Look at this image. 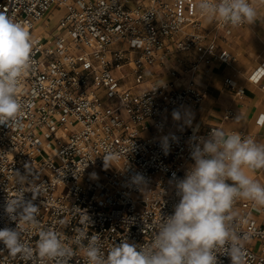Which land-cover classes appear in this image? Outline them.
<instances>
[{"label":"built area","instance_id":"1","mask_svg":"<svg viewBox=\"0 0 264 264\" xmlns=\"http://www.w3.org/2000/svg\"><path fill=\"white\" fill-rule=\"evenodd\" d=\"M197 3L0 0V15L34 41L18 83L21 110L0 124V229L16 228L31 254L13 255L0 243V264H88L85 235L98 237L99 264L123 242L150 250L179 202L175 183L194 163L192 146L217 129L185 121L186 110L206 97L194 77L232 59L223 45L234 28L203 17ZM250 79L264 92V73ZM225 84L234 89L231 79ZM173 110L183 119L174 120ZM235 116L233 109L224 113L226 120ZM108 153L114 155L105 165ZM136 173L144 186L131 183ZM7 200L17 201L15 221ZM28 203L37 206L36 223L22 218ZM232 213L243 264H264V207L237 199ZM86 214L92 223L82 222ZM41 231H54L68 253L39 257ZM217 260L231 264L219 252Z\"/></svg>","mask_w":264,"mask_h":264},{"label":"clouds","instance_id":"2","mask_svg":"<svg viewBox=\"0 0 264 264\" xmlns=\"http://www.w3.org/2000/svg\"><path fill=\"white\" fill-rule=\"evenodd\" d=\"M200 14L208 20H217L233 28L256 21L257 8L250 0H198ZM34 41L29 31L20 23H13L0 15V124L16 120L21 110L17 99L20 77L30 66ZM174 120H181L180 111L173 110ZM168 147V137L163 138ZM114 154L108 153L105 165ZM194 163L183 179L175 183L179 202L173 213L163 218L150 250L136 244L123 242L114 246L106 255V264H218L217 253L230 257L231 264H243L239 237L230 230L232 207L237 199L252 201L264 207V184L252 179L245 169H264V144L239 133L212 130L191 148ZM146 178L136 173L131 183L137 187L146 184ZM17 201H8L5 211L14 215ZM37 206L28 203L23 207L22 218L36 223ZM82 222L92 223L86 214ZM84 235V234H82ZM85 238L88 244V264H99L100 250L95 246L98 237ZM0 243L11 254L27 251L15 228L0 229ZM39 257L65 256L69 250L61 247L54 231L39 232L37 242Z\"/></svg>","mask_w":264,"mask_h":264},{"label":"crops","instance_id":"3","mask_svg":"<svg viewBox=\"0 0 264 264\" xmlns=\"http://www.w3.org/2000/svg\"><path fill=\"white\" fill-rule=\"evenodd\" d=\"M251 3L257 8L256 21L234 28L223 45L232 55L231 62L202 67L195 75L194 81L206 91V97L199 107L186 110L185 121L198 129L244 131L253 135L257 143L264 144V92L259 83L250 79L254 73H264V0ZM226 79L232 80L234 89L225 84ZM236 88H242L243 95H236ZM227 109L236 111L234 119H224ZM245 172L264 182V169Z\"/></svg>","mask_w":264,"mask_h":264},{"label":"rangeland","instance_id":"4","mask_svg":"<svg viewBox=\"0 0 264 264\" xmlns=\"http://www.w3.org/2000/svg\"><path fill=\"white\" fill-rule=\"evenodd\" d=\"M53 13H54V10L50 12L51 15H53ZM53 26H54V23H51L50 28H52Z\"/></svg>","mask_w":264,"mask_h":264}]
</instances>
